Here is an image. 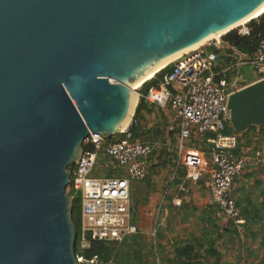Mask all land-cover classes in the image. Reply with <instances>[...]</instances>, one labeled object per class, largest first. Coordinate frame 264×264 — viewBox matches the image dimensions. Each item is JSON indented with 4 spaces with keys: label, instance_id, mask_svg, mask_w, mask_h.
<instances>
[{
    "label": "water",
    "instance_id": "1",
    "mask_svg": "<svg viewBox=\"0 0 264 264\" xmlns=\"http://www.w3.org/2000/svg\"><path fill=\"white\" fill-rule=\"evenodd\" d=\"M263 7L264 0H0V264H77L68 169L89 133L122 131L135 114V85ZM228 106L236 132L264 125V81L235 91Z\"/></svg>",
    "mask_w": 264,
    "mask_h": 264
},
{
    "label": "built area",
    "instance_id": "2",
    "mask_svg": "<svg viewBox=\"0 0 264 264\" xmlns=\"http://www.w3.org/2000/svg\"><path fill=\"white\" fill-rule=\"evenodd\" d=\"M249 33L248 26L238 31L242 36ZM209 45L213 44L208 42L177 56L169 63L170 71L145 93H141L140 85L137 104L143 98L172 116L175 126L170 129H178L175 144L178 166L184 170L186 179L197 182L209 159L207 185L211 204L223 225L233 223L239 228L244 219L231 189L249 165H259L260 158L235 153L238 134L225 131L232 128L228 101L230 95L245 86L240 74L243 65L252 66L253 82L264 81V37L252 54L242 53L229 43L220 48L221 52L209 50ZM132 123L133 118L117 133L121 137L90 132L75 163L68 169L67 190L73 191L69 197L73 200L77 193L81 197L77 264H110L97 254L87 257L84 251L91 248L93 241L122 243L138 232L132 213L130 182L148 176L149 158L156 144L135 138L130 130ZM203 137L205 148L188 145Z\"/></svg>",
    "mask_w": 264,
    "mask_h": 264
},
{
    "label": "crops",
    "instance_id": "3",
    "mask_svg": "<svg viewBox=\"0 0 264 264\" xmlns=\"http://www.w3.org/2000/svg\"><path fill=\"white\" fill-rule=\"evenodd\" d=\"M253 81L254 78L246 82ZM236 153L247 154L252 159L256 155L260 158L259 165H249L235 179L231 189L244 219L239 228L233 223L223 225L215 206L211 204V191L207 185L208 158L197 182L186 179L182 169L181 184L177 188H166L165 192L170 196H164V202H159L151 192L144 191L143 184L148 177L138 183L130 182L132 210L136 206L135 212L142 214L138 220L134 218L138 233H149L152 228L151 233L156 238L149 246L153 264L264 262V129L255 128L247 133L240 140ZM135 192L138 198L133 197ZM153 214H158L154 221L149 218Z\"/></svg>",
    "mask_w": 264,
    "mask_h": 264
},
{
    "label": "rangeland",
    "instance_id": "4",
    "mask_svg": "<svg viewBox=\"0 0 264 264\" xmlns=\"http://www.w3.org/2000/svg\"><path fill=\"white\" fill-rule=\"evenodd\" d=\"M249 22L244 23L243 25L236 27L234 30L240 31L248 26ZM223 36H217L218 40H223ZM217 39L212 40L211 44L216 45ZM233 57H236L233 52ZM238 57V56H237ZM240 74L244 78V82L247 80H251L255 78L254 76V70L251 65H243L240 70ZM154 77V76H153ZM152 77V78H153ZM148 121L146 128L150 129H160L159 127H162L165 122L167 121V127L164 129V134L159 135L157 138L154 139V142L156 144V147L149 158V174H148V180L145 181L143 184L144 191H148L152 193V196H154L159 202L162 201V198L164 196H170V194H167L166 188L179 186L182 182V168L178 166V153L175 148L176 144V136L173 134H169L170 127L175 126V123L173 122L172 116L168 112H164L158 108H154V111L148 115ZM166 119V120H165ZM226 133H237L239 139L241 138L242 133L236 132L233 128H226ZM118 137H121L120 134H117ZM204 140L202 139L193 140L190 144V146L195 148H205L204 147ZM240 148V145L239 147ZM238 150V149H237ZM235 151V153L237 152ZM237 154V153H236ZM102 162V158L100 160V163ZM134 181V182H133ZM131 181L132 183H138L137 180ZM166 193V194H165ZM134 198H138L137 193L135 192ZM137 201V199H135ZM136 208V206H135ZM133 208L132 213L136 220H138L139 216L142 215L141 213L135 212L136 209ZM154 215V216H153ZM150 215L149 218H152L153 221L156 220L158 217V214ZM147 218V216L143 215ZM153 227V226H152ZM152 229V228H151ZM148 233H136V238H127V240H124L123 243L119 244L118 249L122 251H129L130 254H133L132 252L134 250H139L141 253L142 261L144 264H148L150 261V264H153V258L149 255L150 250L149 246L153 244L154 239H156L153 236V232L151 233V230ZM154 229V228H153ZM76 252H80L79 244L75 245ZM133 259V258H132ZM137 262L135 261V264ZM110 264H120L118 262V256L114 258L113 262Z\"/></svg>",
    "mask_w": 264,
    "mask_h": 264
},
{
    "label": "trees",
    "instance_id": "5",
    "mask_svg": "<svg viewBox=\"0 0 264 264\" xmlns=\"http://www.w3.org/2000/svg\"><path fill=\"white\" fill-rule=\"evenodd\" d=\"M248 27L250 29V33L248 36H242L238 34L237 30L230 31L226 35L223 36V40L227 41L229 44L233 45L238 51L246 54H252L260 41L261 38L264 37V13L259 16L258 18L251 20L248 23ZM209 50H214L217 52L223 51L220 48H217L215 45H209ZM226 53H230V50L225 49ZM171 64L167 65L166 67L162 68L159 72H157L155 75H153L149 80L145 81L141 87L140 91L141 93H145L147 89L155 85L160 77L171 69ZM247 82L243 81V85H246ZM158 108L153 103H150L143 98H141L136 106L135 114L133 116V123L130 126V130L132 132V135L135 138L142 139L144 141H150L154 142V139L157 138L159 135L164 134V129L167 127V121L162 127H159L160 129H148L147 121H148V115H150L154 108ZM166 120V119H165ZM231 128V127H230ZM255 128L264 129V125L262 126H250L245 132L242 133L241 138L239 139L238 147L240 145V140L249 132L254 130ZM177 128H174L173 130L169 131V134L175 135L177 132ZM237 147V149H238ZM72 190H67L68 195L72 194ZM80 212H81V197L80 194L77 193L74 196V199L72 201V221L73 224L77 230L79 231L80 228ZM136 234L130 235L127 238H136ZM127 238L125 240H127ZM124 242V241H123ZM122 242V243H123ZM121 243L116 242H100V241H93L91 243V248L89 250L84 251L85 255L87 257H90L92 254L99 255L103 260L106 262H113L114 258L118 256V262L120 264H144L142 261L141 253L139 250H134L130 254L129 251H122L118 249V246ZM133 258V259H132Z\"/></svg>",
    "mask_w": 264,
    "mask_h": 264
},
{
    "label": "bare ground",
    "instance_id": "6",
    "mask_svg": "<svg viewBox=\"0 0 264 264\" xmlns=\"http://www.w3.org/2000/svg\"><path fill=\"white\" fill-rule=\"evenodd\" d=\"M262 13H264V7H263L261 10L257 11L256 13L252 14L251 16L247 17V18L244 19L243 21L239 22V23L236 25V27H239V26L243 25L244 23L250 21L251 18L258 17V16H259L260 14H262ZM217 36H218V37L221 36V33H217V34H213V35H211V36L209 37V40H210V39H211V40H214V39H217V40H218L219 38H218ZM204 43H205V42H204ZM204 43H202V44H204ZM200 45H201V44H200ZM200 45H196V46H194V47H192V48H193V49H194V48H197V47H199ZM181 54H182V53L177 54V55H175L174 57H172V58H170L169 60H167L166 62H164L163 64H161L159 67H157L155 70H153L150 74H148L144 79H142L137 85H135V86L133 87V89H137L140 85H142V84L144 83V81L150 79L153 75H155L156 72H157L162 66H164L167 62H169L170 60L175 59L177 56H179V55H181ZM137 101H138L137 93H134L133 96H132V106H134V105L137 103ZM129 121H130V118H128V119L123 123V125L121 126V129H124L125 127H127V125L129 124Z\"/></svg>",
    "mask_w": 264,
    "mask_h": 264
}]
</instances>
